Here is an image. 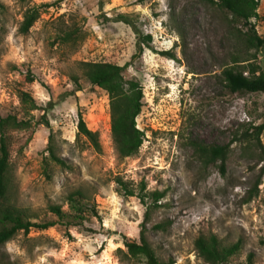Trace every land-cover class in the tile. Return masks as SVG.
I'll return each mask as SVG.
<instances>
[{"label":"rangeland","instance_id":"rangeland-1","mask_svg":"<svg viewBox=\"0 0 264 264\" xmlns=\"http://www.w3.org/2000/svg\"><path fill=\"white\" fill-rule=\"evenodd\" d=\"M43 2L20 31L26 7ZM256 12L251 20L264 36V0ZM68 29L77 30L75 38L63 37ZM247 30L209 0H0V115L29 121L8 129L9 184L0 205L12 202L29 220L56 219L49 205L72 211L67 195L81 189L92 208L77 224L18 230L0 244V263L142 264L124 253L123 240L138 237L145 205L117 190L120 176L135 192L143 185L164 192L146 232L160 258L208 264L194 238L214 232L225 243L242 239L230 264H245L248 251L252 264H264V160L253 142L234 139L264 119V92H232L221 76L235 63L264 72V44L247 42ZM139 40L142 52L134 54ZM82 60L128 62L124 75L143 93L135 154L118 153L108 94L89 82ZM79 110L98 131L99 151L76 134ZM191 138L230 143L224 173L218 160L198 159ZM49 142L62 163L50 157ZM260 142L264 147V127ZM159 221L164 226L152 228Z\"/></svg>","mask_w":264,"mask_h":264},{"label":"trees","instance_id":"trees-1","mask_svg":"<svg viewBox=\"0 0 264 264\" xmlns=\"http://www.w3.org/2000/svg\"><path fill=\"white\" fill-rule=\"evenodd\" d=\"M22 2L28 0H19ZM220 7L226 9L232 20L243 22L247 26L246 40L256 48L264 44V36H261L254 29L252 17L257 15L256 8L259 0H209ZM48 2L41 4H33L26 7L22 20L19 24V30L26 32L40 14V6L47 5ZM120 19L129 22L125 14H119ZM77 30L68 29L64 31L65 39H73L77 35ZM143 38L150 39L149 33L144 34ZM143 49L142 40L137 41V52L141 53ZM235 61H240L236 59ZM128 62L119 64L109 60H82L80 62L85 76L91 84L103 88L109 98L110 110V129L111 136L118 153L121 156L135 154L142 143V130L136 125L135 117L140 112L142 106V87L138 80L133 77L124 75V68ZM246 71V72H245ZM224 85L232 92L243 91H263L264 92V72L257 67L230 64L221 70ZM32 79V78H30ZM73 79L77 82V77ZM21 101L27 108H35V99L27 92H20ZM77 118V136H84L95 150L101 149L99 134L97 130L87 126L82 112L79 110ZM29 125L26 119H18L14 114L0 115V196H5L8 190L9 176V149L8 129L15 127H23ZM264 127V119L251 125V130H244L241 134L235 136L234 139H243L247 142H253L259 148V155L264 160V147L260 142V133ZM190 143L194 148V153L203 163L219 161L221 172L225 171V160L230 149V143L205 142L201 138H191ZM50 157L58 162L62 159L55 153L51 142L48 144ZM264 168V164H263ZM115 180L120 184L121 188L117 190L123 195H136L145 205L143 219L140 222L137 238L125 237L123 244L124 253L134 258H141L142 264H171L172 260H164L160 258L150 244L147 237V222L150 219V213L160 202L158 200L163 196V190L153 189L146 190L144 185L140 189L141 192H135L132 186L120 177ZM257 187V183L254 184ZM252 193V192H251ZM150 196L151 200L146 198ZM85 193L81 189H75L68 193L67 199L72 211L64 210L59 204H50V210L57 216L56 219H47L41 221H33L24 218L21 210L12 202L4 201L0 205V244L10 239L18 230L27 231L30 227L44 228L53 225L56 222L67 224H77L83 221L86 210L89 208L88 202L85 200ZM93 211V210H92ZM163 222H156L152 228H162ZM68 231V230H67ZM243 245L242 239L225 243L216 233L209 232L207 234L200 233L194 238V247L197 254L208 264H230L233 254L237 253ZM253 251H248L245 264H252ZM1 264V263H0ZM3 264H14L5 262Z\"/></svg>","mask_w":264,"mask_h":264}]
</instances>
